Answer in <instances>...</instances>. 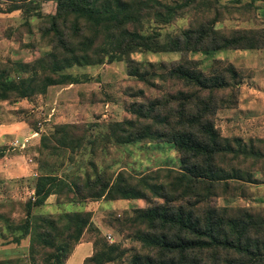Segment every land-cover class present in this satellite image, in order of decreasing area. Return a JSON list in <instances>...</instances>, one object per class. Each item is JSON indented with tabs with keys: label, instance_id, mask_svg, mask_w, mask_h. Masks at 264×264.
Masks as SVG:
<instances>
[{
	"label": "trees",
	"instance_id": "trees-1",
	"mask_svg": "<svg viewBox=\"0 0 264 264\" xmlns=\"http://www.w3.org/2000/svg\"><path fill=\"white\" fill-rule=\"evenodd\" d=\"M1 1V12L22 10L27 26L29 16L39 17L40 31L50 34V49L29 60H0V101L31 99L50 85L84 81L86 76L66 69L116 59H124L127 74L142 85L123 88L126 113L103 124L53 122L42 132L35 121L23 118L40 132L35 154L30 151L36 163L30 176L33 194L17 220L0 212V231L16 241L28 236L29 253L25 263L3 258L0 264H63L85 230L100 232L85 204L98 198L146 202L112 223L120 229L122 223L132 226L146 249L134 252L129 264H264V206L216 201L250 197L253 186L264 182V136L224 135L215 124L218 109L238 105L241 83L252 69L225 57H213L203 67L191 55L264 49V15L258 13L264 0H55L52 13L40 10L42 0H7L4 6ZM187 10L192 15L185 26L161 30V24ZM226 19L239 24L229 26ZM135 51L180 55L142 60L132 56ZM144 141L170 143L178 152L177 165L138 175L125 167L99 169L90 159L92 168L80 163L82 170L61 168L66 159L77 161L83 147ZM52 193L64 209L33 212ZM67 202L81 207L65 209ZM91 238L94 249L82 264H103L124 253L119 243Z\"/></svg>",
	"mask_w": 264,
	"mask_h": 264
},
{
	"label": "rangeland",
	"instance_id": "rangeland-1",
	"mask_svg": "<svg viewBox=\"0 0 264 264\" xmlns=\"http://www.w3.org/2000/svg\"><path fill=\"white\" fill-rule=\"evenodd\" d=\"M7 0H2L4 6ZM264 2L261 4L263 5ZM56 9L55 0H42L40 10L45 13H52ZM192 15L191 10L181 13L171 23L161 24L162 31H174L179 26H185ZM25 15L22 10L16 9L10 12L0 11V60L9 58L11 60H29L40 55L50 49V34H46L39 29L40 18L29 16V26L24 22ZM238 19H226V24L233 26L239 24ZM241 24H246L241 22ZM247 50L235 49H218L209 52H195L192 56L198 58L203 67L210 64L213 57L229 58L236 63H240V57ZM180 55L177 51H135L132 56L142 60H171L178 58ZM66 71L85 77L84 81L72 83H58L50 85L45 94H35L28 98H17L16 100L0 101V127H9L13 131L6 136L8 131H2L3 139L0 145H3V154L0 155V165H12L34 161L31 156L35 152L34 144L40 136V132L29 127L25 118L35 121L36 125L43 132L49 128L53 122H94L100 124L113 119H120L126 113L124 105L127 103L128 97L123 92V88L127 86L138 87L142 83L134 79L126 72V61L124 59L103 62L94 65H73L68 67ZM81 77V78H82ZM147 94H155L153 89H146ZM240 96V94H239ZM234 108V107H232ZM231 108H220L215 115V124L220 128L222 134H244L240 123L233 121L227 122L223 110ZM24 118V119H23ZM36 133L30 135L28 128ZM93 129L98 130L97 127ZM14 134V135H13ZM255 135V134H254ZM34 150V151H33ZM30 151L33 153L31 154ZM35 154V153H34ZM77 161H68L67 159L61 165V168H73L82 170L78 167V163L85 168H92L88 160H93L94 164L99 168H106L112 172L119 167H125L135 174L142 173L149 168L161 166L164 164L177 165L178 152L168 142H136L127 144L105 143L96 146L83 147L82 150L75 155ZM12 159V160H11ZM30 159V160H29ZM56 161L57 158L55 157ZM31 175L20 174V172H12V175L0 177V212H4L10 216L12 221L17 220L23 214L22 205L24 201L33 194ZM255 193L250 197L230 196L229 199L218 197V204H250L261 205L254 202V196L257 195V189L253 186ZM56 198V195H55ZM153 201L160 198H152ZM86 207L91 210V218L94 226L100 230L99 233L88 229L80 237L81 239L91 238L99 235L108 243L116 242L120 244L123 254L112 264H129V258L134 252H144L146 249L134 237L133 227L122 223L112 226L115 223L114 217H123L129 212L133 206L144 205L146 202L140 198L131 199H105L98 198L85 203ZM83 205V204H82ZM65 209H75L80 205L67 202L64 204ZM64 208L57 207L54 204L45 203L35 207V213L53 212L56 214L58 210ZM4 223V219L0 217V224ZM111 234L108 238L107 233ZM11 233H7L3 238H11ZM28 245H29V237ZM27 252L24 257L14 258L25 263L28 258ZM39 259V255L36 257ZM70 261V264H78L76 257ZM41 260V258L39 259ZM14 264V263H12ZM20 264V263H19Z\"/></svg>",
	"mask_w": 264,
	"mask_h": 264
},
{
	"label": "crops",
	"instance_id": "crops-1",
	"mask_svg": "<svg viewBox=\"0 0 264 264\" xmlns=\"http://www.w3.org/2000/svg\"><path fill=\"white\" fill-rule=\"evenodd\" d=\"M260 15H264V4L258 9ZM240 63L252 69V75L245 77L241 83L238 105L229 110H223L227 122L236 121L240 123L244 134H255L264 136V49H250L240 57ZM28 128L30 135L36 133ZM2 131H8L6 136H12L14 130L7 127H0V141L3 139ZM14 135V134H13ZM12 160V159H11ZM30 160V159H29ZM18 171L24 175H34L36 173V163L29 161L26 163H17L12 165H0V177L11 176L12 172ZM257 195L253 198L254 202L264 205V182L257 184ZM33 190H31L32 192ZM55 194H50L45 203L54 204ZM81 207V206H80ZM4 228V226H0ZM0 231V259L24 257L27 252L28 238L22 237L19 241L11 238H3ZM94 249L93 238L79 240L68 258L63 264H70V261L76 257L78 264H82L86 256L90 255ZM77 264V263H76ZM103 264H112L107 261Z\"/></svg>",
	"mask_w": 264,
	"mask_h": 264
},
{
	"label": "built area",
	"instance_id": "built-area-1",
	"mask_svg": "<svg viewBox=\"0 0 264 264\" xmlns=\"http://www.w3.org/2000/svg\"><path fill=\"white\" fill-rule=\"evenodd\" d=\"M107 236H108V238H111V234L109 232L107 233Z\"/></svg>",
	"mask_w": 264,
	"mask_h": 264
}]
</instances>
